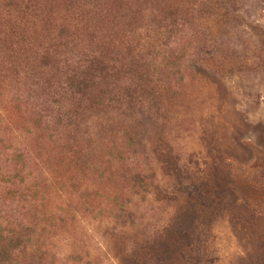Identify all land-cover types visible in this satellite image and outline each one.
Wrapping results in <instances>:
<instances>
[{
    "label": "rangeland",
    "instance_id": "1",
    "mask_svg": "<svg viewBox=\"0 0 264 264\" xmlns=\"http://www.w3.org/2000/svg\"><path fill=\"white\" fill-rule=\"evenodd\" d=\"M17 1L0 0V36L17 53L0 62V173H12V154L23 152L28 194L38 193L20 204L27 188L13 187L21 193L7 197L9 186L0 183V227L7 240L20 241L11 263L155 264L135 249L183 197L144 199L132 175L154 172L171 190L168 152L183 163L202 159L210 144L221 150L243 209L241 220L215 219L202 264L254 256L264 264V250L255 252L264 245V0ZM48 47L57 62L36 57ZM171 51L184 55L180 74ZM95 56L113 70L84 90L92 98L121 93L123 77L138 83L137 72L125 74L127 60L153 63V80L143 83L156 88L155 98L147 97L149 106L128 99L121 108L148 116L144 125L131 131L134 121L119 124L116 111L115 122L101 127L105 109L91 108L96 118L82 127H54L50 102L65 86L64 73ZM185 60H201L213 74H195ZM42 81L49 89L40 88ZM120 205L135 220L116 221Z\"/></svg>",
    "mask_w": 264,
    "mask_h": 264
},
{
    "label": "trees",
    "instance_id": "2",
    "mask_svg": "<svg viewBox=\"0 0 264 264\" xmlns=\"http://www.w3.org/2000/svg\"><path fill=\"white\" fill-rule=\"evenodd\" d=\"M18 0L15 6H18ZM230 0L227 2L229 3ZM231 2H233L231 0ZM65 39L63 36L59 37V41ZM4 43V46L2 45ZM13 47L8 46L5 43V39L0 36V62L1 60H15L17 58L16 50ZM45 48V47H44ZM54 50L50 47L44 49V54L37 52L36 57L43 59H53V62H57L56 56L52 57L51 54ZM173 59L172 69L175 73L180 74L182 71V62L184 61V55H178V52H170ZM45 60V62L48 61ZM186 66L189 67L195 74L207 76L212 75L213 72L209 71L206 64L197 61L185 60ZM2 63V62H1ZM3 65V64H2ZM57 65V64H55ZM77 66H73L70 70L66 71L64 79V88L61 89L57 86L54 91L55 99L51 98L50 104L55 107L58 117L54 122V127L60 128L62 131H66L72 127H82L84 124L89 123L96 115L91 114L88 111L94 108L105 109L101 112L104 116L103 124L113 123L112 114L119 112L123 120H119V124L122 125L127 122L134 123L129 127V130L134 131L136 128L144 125L145 121L149 119L145 114L134 113L132 109L122 111V106H125L129 101L128 99L136 100L141 106L143 104L148 105L155 98L154 93L156 88H146L143 82H151L153 80L150 77L149 69L153 66V63H147L146 59L140 57L131 58L127 60L126 68L128 72L138 73V83L134 85L130 83L127 78L123 77L122 82L123 91L119 89L121 93L109 95L108 97H96L92 98L90 95L86 96L82 93L88 87L90 83L97 80L98 75L103 77H111L112 67L108 66L106 62H103L97 57L88 58L87 62L78 61ZM45 67H50V64H46ZM186 67V68H187ZM126 83H130V86H125ZM216 83V82H215ZM214 84V83H213ZM218 84V83H217ZM40 88L49 89V84L42 81L39 83ZM153 89L154 92H151ZM62 90V92H61ZM159 94L157 89L156 91ZM82 96H79V95ZM51 96V95H50ZM53 96V94H52ZM159 96V95H158ZM148 97V98H147ZM141 108V107H140ZM72 110V112L70 111ZM107 110V111H106ZM115 110V111H112ZM117 111V112H116ZM141 111V109H138ZM140 121H138V117ZM99 117V116H98ZM100 119V118H99ZM46 126L50 125L48 120L42 122ZM137 135L134 134L130 137V142L135 141ZM140 141V140H139ZM132 144V143H131ZM130 145H128L129 147ZM232 149H235L232 147ZM226 152H229L228 150ZM170 159L173 161V177L174 185L169 190L155 174L154 172H136L132 175L131 182L135 192L142 194L143 198L148 196H164V199L170 202H176L177 196H182L183 200L176 204L175 208H172L169 218L165 224L158 228L151 239H146V243L142 242L137 249L136 253L139 255H151L155 264H167L172 262L174 264H202L206 262L208 258L209 247H212L210 237L212 236V224L217 218H222L228 222L234 220L237 216L241 220V211L243 209V203H240V198L237 196V190L234 188V184L231 179L229 167L224 161V158L220 157L222 152L217 147H211L210 144L206 145L205 156L201 159L190 158L187 162L180 163V159L171 155V151L168 152ZM13 172L10 174L0 173V183L9 186L7 189V197H14V192L21 190H14L15 187H24L25 195L21 196V203L31 202L30 199H35L37 190L29 192L30 187L26 184V179L29 177L25 160L27 158L23 152L15 151L12 154ZM121 158V157H119ZM29 160V158H28ZM29 164V163H28ZM28 166V165H27ZM27 171V172H26ZM201 176H198V175ZM9 175V176H8ZM18 184L13 185V184ZM14 187V188H13ZM29 188V189H28ZM32 190V189H30ZM27 194V195H26ZM26 196H30L26 198ZM174 207V206H173ZM116 221L132 222L135 220L136 213L132 211H125L124 207L120 205V209L117 210ZM3 213L0 211V215ZM6 223V222H5ZM246 221L244 222V224ZM8 224V222H7ZM241 226L242 233H245V226ZM252 224V223H251ZM7 230L0 227V264H12L11 262V250L19 247L20 241L11 239L7 240L5 233ZM139 235V234H138ZM245 239V238H244ZM264 250V245L255 249L256 254ZM215 253V251H214ZM262 256L256 257H240L237 264H261ZM214 259L206 264H214Z\"/></svg>",
    "mask_w": 264,
    "mask_h": 264
}]
</instances>
